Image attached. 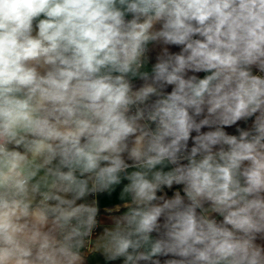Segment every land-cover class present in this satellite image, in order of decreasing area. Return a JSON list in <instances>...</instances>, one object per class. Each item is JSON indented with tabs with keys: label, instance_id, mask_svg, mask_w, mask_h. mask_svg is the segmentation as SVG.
Listing matches in <instances>:
<instances>
[{
	"label": "clouds",
	"instance_id": "obj_1",
	"mask_svg": "<svg viewBox=\"0 0 264 264\" xmlns=\"http://www.w3.org/2000/svg\"><path fill=\"white\" fill-rule=\"evenodd\" d=\"M262 74L264 0H0V264H264Z\"/></svg>",
	"mask_w": 264,
	"mask_h": 264
},
{
	"label": "crops",
	"instance_id": "obj_2",
	"mask_svg": "<svg viewBox=\"0 0 264 264\" xmlns=\"http://www.w3.org/2000/svg\"><path fill=\"white\" fill-rule=\"evenodd\" d=\"M171 50L174 51V52L175 51H179V47L178 46H171ZM253 71H254V74H255L258 70L253 69ZM200 75L202 76L203 74H200ZM168 194L171 195L172 191L168 190ZM117 202L118 201H117L115 196H113L112 198L102 197L101 198V206H102L101 213H102V215H103V209L104 208H112ZM217 218L218 219H222V218H219V217H217ZM257 243L264 244V240H260L258 238ZM89 264H104L103 257L99 256V255H96L95 257H90L89 258ZM112 264H121V261H115V262H112Z\"/></svg>",
	"mask_w": 264,
	"mask_h": 264
},
{
	"label": "built area",
	"instance_id": "obj_3",
	"mask_svg": "<svg viewBox=\"0 0 264 264\" xmlns=\"http://www.w3.org/2000/svg\"><path fill=\"white\" fill-rule=\"evenodd\" d=\"M255 74H260V73L257 71ZM262 75H264V74H262Z\"/></svg>",
	"mask_w": 264,
	"mask_h": 264
}]
</instances>
